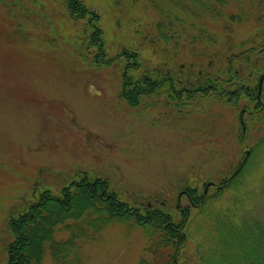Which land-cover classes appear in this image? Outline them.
<instances>
[{
    "label": "rangeland",
    "instance_id": "rangeland-1",
    "mask_svg": "<svg viewBox=\"0 0 264 264\" xmlns=\"http://www.w3.org/2000/svg\"><path fill=\"white\" fill-rule=\"evenodd\" d=\"M83 2L98 19L107 57L138 41L145 64L161 63V49L134 33L159 16L147 0ZM224 10L243 16L229 33L222 31L225 19L206 21L220 40L229 36L232 50L264 37V0H228ZM86 21L70 16L66 0H0V264L12 238L9 215L46 189L60 195L78 171L105 177L129 203L161 201L174 220L187 208L185 256L188 264H200V256L202 264L216 247L208 230L211 212L228 208L244 215L248 190L257 194L247 200L250 213L264 219V147L250 164L254 176L246 187L212 196L264 135V119L248 129L245 114L240 118L238 108L215 99L183 110L153 103V97L128 104L119 96L121 63L96 67L95 47L81 44ZM186 186L208 196L204 209L189 202ZM146 240L140 225L111 222L98 239L83 242L81 264H137L147 255Z\"/></svg>",
    "mask_w": 264,
    "mask_h": 264
},
{
    "label": "trees",
    "instance_id": "trees-1",
    "mask_svg": "<svg viewBox=\"0 0 264 264\" xmlns=\"http://www.w3.org/2000/svg\"><path fill=\"white\" fill-rule=\"evenodd\" d=\"M147 2L159 16L152 24L137 25L134 33L153 48L161 49V63L154 65L143 62L138 41L133 46L124 45L116 56L107 57L103 32L93 10L83 0H66L71 17L88 16L89 22L83 28L85 37L80 42L87 49L95 47L92 63L96 67L107 66L111 61L121 63L119 96L133 106L153 97V103L162 102L177 110L215 99L238 108L242 116L245 114L243 123L248 129L263 120L264 81L260 99L256 97L258 77L264 70V37L250 47L234 51L229 36L220 40L221 34L209 29L206 21V17L212 21L225 19L222 31L229 33L231 24L243 17L242 12L224 13L228 0ZM260 14L264 18V10ZM244 133L240 135L241 144L245 142ZM261 147L264 135L250 152H245L233 171L221 178L212 196L239 185L246 187V178L254 176L249 172L253 169L250 164L256 162V151ZM78 174V178L63 185L60 195L46 189L22 210L9 215L12 238L6 247V264H44L47 256L49 264H81L83 242L98 239L109 223L123 221L140 225L146 235L147 255L141 256L137 264H188L186 208L181 218L174 220L161 201L132 204L120 198L105 177L88 171ZM184 193L193 206H201L199 209L208 202V196L199 194L195 187L186 186ZM256 195L246 190L244 215L228 208L210 213L213 222L208 230L213 232L211 238L216 247L202 264H264V219L250 213L247 201ZM199 261L201 264L200 256Z\"/></svg>",
    "mask_w": 264,
    "mask_h": 264
},
{
    "label": "flooded vegetation",
    "instance_id": "flooded-vegetation-1",
    "mask_svg": "<svg viewBox=\"0 0 264 264\" xmlns=\"http://www.w3.org/2000/svg\"><path fill=\"white\" fill-rule=\"evenodd\" d=\"M259 79H262L261 83L264 81V70L260 73V76L258 77V89H257V97H256L258 100L260 99V95H258L259 88L261 91V84L259 85Z\"/></svg>",
    "mask_w": 264,
    "mask_h": 264
}]
</instances>
